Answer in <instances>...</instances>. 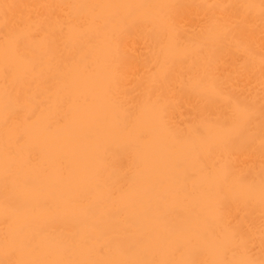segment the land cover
Returning a JSON list of instances; mask_svg holds the SVG:
<instances>
[{
	"label": "bare ground",
	"instance_id": "6f19581e",
	"mask_svg": "<svg viewBox=\"0 0 264 264\" xmlns=\"http://www.w3.org/2000/svg\"><path fill=\"white\" fill-rule=\"evenodd\" d=\"M0 264H264V0H0Z\"/></svg>",
	"mask_w": 264,
	"mask_h": 264
}]
</instances>
